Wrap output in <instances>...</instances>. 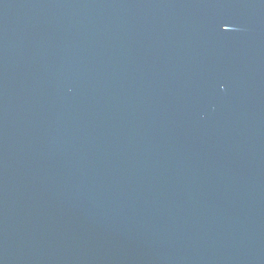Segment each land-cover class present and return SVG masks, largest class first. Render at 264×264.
<instances>
[{"label": "water", "instance_id": "obj_1", "mask_svg": "<svg viewBox=\"0 0 264 264\" xmlns=\"http://www.w3.org/2000/svg\"><path fill=\"white\" fill-rule=\"evenodd\" d=\"M0 264H264V0H0Z\"/></svg>", "mask_w": 264, "mask_h": 264}]
</instances>
